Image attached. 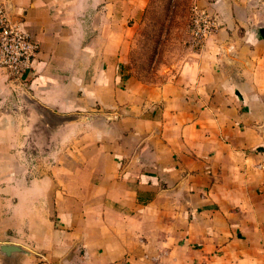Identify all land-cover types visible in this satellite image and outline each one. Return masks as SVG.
Instances as JSON below:
<instances>
[{
    "label": "crops",
    "instance_id": "1",
    "mask_svg": "<svg viewBox=\"0 0 264 264\" xmlns=\"http://www.w3.org/2000/svg\"><path fill=\"white\" fill-rule=\"evenodd\" d=\"M147 1L13 0L41 52L0 69V264H264V0H199L160 85L119 70Z\"/></svg>",
    "mask_w": 264,
    "mask_h": 264
},
{
    "label": "rangeland",
    "instance_id": "2",
    "mask_svg": "<svg viewBox=\"0 0 264 264\" xmlns=\"http://www.w3.org/2000/svg\"><path fill=\"white\" fill-rule=\"evenodd\" d=\"M201 11L199 0H148L145 10L130 20L132 29L125 41L127 59L120 62V72L151 85H160L173 78L180 64L192 53L193 46H201L207 36L200 38L202 33L193 34L195 18H198V28L204 27L200 15L204 19L205 16ZM206 15L216 31V18L207 12ZM88 113L84 114L86 118ZM90 132L91 128L84 125L83 133ZM90 145L91 139L85 138L84 151Z\"/></svg>",
    "mask_w": 264,
    "mask_h": 264
},
{
    "label": "built area",
    "instance_id": "3",
    "mask_svg": "<svg viewBox=\"0 0 264 264\" xmlns=\"http://www.w3.org/2000/svg\"><path fill=\"white\" fill-rule=\"evenodd\" d=\"M13 0H0V69L13 79H20L35 70V64L41 52L40 42L26 30L20 20L14 17ZM205 16L203 28L194 19V35L205 36L213 31L211 19L206 12L201 11ZM198 38V39H200Z\"/></svg>",
    "mask_w": 264,
    "mask_h": 264
},
{
    "label": "water",
    "instance_id": "4",
    "mask_svg": "<svg viewBox=\"0 0 264 264\" xmlns=\"http://www.w3.org/2000/svg\"><path fill=\"white\" fill-rule=\"evenodd\" d=\"M0 249H4V245H0Z\"/></svg>",
    "mask_w": 264,
    "mask_h": 264
}]
</instances>
